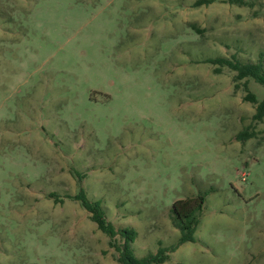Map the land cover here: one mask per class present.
<instances>
[{
	"label": "rangeland",
	"instance_id": "374dc122",
	"mask_svg": "<svg viewBox=\"0 0 264 264\" xmlns=\"http://www.w3.org/2000/svg\"><path fill=\"white\" fill-rule=\"evenodd\" d=\"M195 1L0 0V264H119L80 188L138 257L204 194L161 264H264V86L207 62L264 61V0Z\"/></svg>",
	"mask_w": 264,
	"mask_h": 264
},
{
	"label": "trees",
	"instance_id": "16d2710c",
	"mask_svg": "<svg viewBox=\"0 0 264 264\" xmlns=\"http://www.w3.org/2000/svg\"><path fill=\"white\" fill-rule=\"evenodd\" d=\"M214 0H196L193 5L210 4ZM232 4L243 5L245 0H227ZM194 29L199 31L194 25ZM207 62L216 65L214 72H220V67L226 66L235 71L234 81L244 78L254 79L256 82L264 86V61L260 59L257 62L240 61L232 56V58L218 56L207 59ZM245 83V82H244ZM244 99L255 104V113L253 118L261 120L264 116V97L258 100L256 96L247 91ZM250 134L243 130L238 133V138H246ZM51 196V195H50ZM68 198L77 200L80 205L88 212L89 218L95 222L97 228L108 236V244L116 252V260L119 264H161L169 258V251H174L180 244L195 240L194 232L199 222V215L205 201L204 194H198L195 197H187L176 200L172 205L174 215V224L179 229L180 235L176 243L170 247L159 246L155 253L138 257L134 254L132 242L136 237V232L132 228H116L115 225L107 220L105 213L101 207L100 200H91L87 197L85 191L80 188L75 195H68ZM119 236L122 241H117Z\"/></svg>",
	"mask_w": 264,
	"mask_h": 264
}]
</instances>
